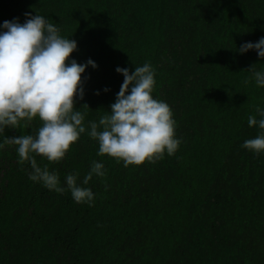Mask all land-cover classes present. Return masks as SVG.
Masks as SVG:
<instances>
[{"label": "trees", "instance_id": "16d2710c", "mask_svg": "<svg viewBox=\"0 0 264 264\" xmlns=\"http://www.w3.org/2000/svg\"><path fill=\"white\" fill-rule=\"evenodd\" d=\"M25 13L76 41L70 60L97 65L82 74L75 104L86 132L59 163L35 156L61 186L77 173L95 199L78 204L31 181L30 163L5 145L0 264H264V152L241 146L264 131L248 125L249 115L261 118L264 87L247 70L264 71V58L238 51L264 37V0H0V25L22 24ZM145 62L155 70L153 98L171 107L182 143L173 156L124 167L97 155L88 123L111 111L124 80L116 68L131 74ZM40 126L35 118L6 128L0 143ZM93 161L106 174L83 185Z\"/></svg>", "mask_w": 264, "mask_h": 264}, {"label": "clouds", "instance_id": "9594fccd", "mask_svg": "<svg viewBox=\"0 0 264 264\" xmlns=\"http://www.w3.org/2000/svg\"><path fill=\"white\" fill-rule=\"evenodd\" d=\"M25 16L28 18L22 24L13 20L0 25L6 29L0 32V134L6 128H28L35 118H39L41 126L34 135L5 136L0 149L17 146L18 163H30L31 181L56 193L68 191L76 203L93 206L94 193L77 183V173L66 175V187L61 186L58 173L49 171L47 164L39 166L35 156L59 163L86 132L85 114L75 104L77 98L82 100L84 96L82 74L88 66L97 65L91 59L85 64L70 60L77 50L75 40L62 37L59 27L42 15ZM249 50L264 58V37L255 43H243L238 49L241 54ZM247 70L253 73L256 85L264 87V71H257L255 64ZM116 72L124 80L115 102L109 106L111 111L101 116L98 123H88L87 134L98 142L97 155H107L116 163L122 161L124 167L156 163L165 154L173 156L182 139L176 137L171 107L153 98L156 80L152 65L145 62L131 74L120 67ZM248 83L246 79L244 84ZM82 106L88 108L87 104ZM255 111L261 118L249 115L248 125L264 130V110L257 107ZM241 146L257 155L264 152V131ZM105 174L103 163L93 161L82 184L87 185L93 175Z\"/></svg>", "mask_w": 264, "mask_h": 264}]
</instances>
